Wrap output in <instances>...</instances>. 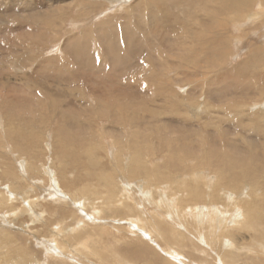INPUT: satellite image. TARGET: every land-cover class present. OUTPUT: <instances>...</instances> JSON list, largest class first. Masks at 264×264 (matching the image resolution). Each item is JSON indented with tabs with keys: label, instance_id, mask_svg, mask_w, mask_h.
Masks as SVG:
<instances>
[{
	"label": "bare ground",
	"instance_id": "bare-ground-1",
	"mask_svg": "<svg viewBox=\"0 0 264 264\" xmlns=\"http://www.w3.org/2000/svg\"><path fill=\"white\" fill-rule=\"evenodd\" d=\"M124 1L126 2L128 0ZM187 1L189 0H152L148 4L147 0H145L144 6L146 10L141 13L135 12L137 13L136 16H134V11L127 12L129 13L128 19H132L127 22L121 21L122 28L121 26L119 27V20H116L114 24L111 21V23L107 22L108 26H111L107 30L109 31L110 29V34H107L108 36H103V32L106 31V28L96 29L97 32H100L99 40L101 44H107L110 48L107 50L106 55L107 60L108 58L110 59L109 63L112 62L110 64V72L105 68V66L108 65V61H103L102 63L101 60L99 62V60L94 57L96 54L92 47L93 40L90 41L89 34L92 35L91 31L94 30L93 27L95 24L90 18L87 23L88 25H91V23L93 24L82 32L83 35H78V33H76L66 42L65 49L67 51L65 52L73 56V58L69 57L74 61V64H72V62L65 63L55 56L40 61V54H35L33 51L31 52L29 50L30 46H33L34 50H42L43 48L38 42L46 41L50 33L54 36L58 34L59 23L62 24L63 21L57 20V22L54 17L55 15H53L55 20H48L49 22H46L47 20H45V18L49 15L47 14L48 11H46L45 13L47 16H43L42 24H40L42 29L34 31V34H32L33 32H28L31 33V36H36L37 40L34 39L31 43L26 42L25 45H22L25 51L21 52V59H29L37 63L39 61V67H36V73L34 74L32 72V75L28 74L29 80L36 79L34 82L41 86L40 80H44L45 74H49L46 78L53 79L56 85L67 81H69L68 84H71L73 81L78 80V82H80L82 79L90 80V78H94L93 82L99 84L103 90L102 94L104 96L110 97V99L113 97L117 101L124 100L129 104H126L127 106H124V109L116 108L112 115L114 116V120L112 119L113 123L117 125L121 123L124 126H130L131 130L128 131H123L117 127L111 130L108 126L101 127L88 122H75V117L71 116L73 114L70 116L63 114V123L67 117L70 118L69 122L66 124L64 123L62 126L67 125L72 127V129L73 127L78 128V131H80L81 128L82 130L84 129L86 132L85 136H87L86 138L91 139L88 140V143L91 141L92 144L94 142V144L99 143L102 145L104 143L103 137L105 138L107 136L108 139L109 133L113 136L121 137L120 142L122 147L127 153H130V156L124 158L121 168H116L115 172L106 174L105 171L96 168L85 174L89 180L99 177L102 181L106 179L112 184L111 194H109L107 200L103 202L100 211L95 213L97 217L88 216V213L96 211L92 209V203L96 200L94 198L98 196H100V198L103 197L102 193L97 191L94 187L90 190H86L84 187L81 188L82 192L88 193L87 198H85L86 201H79L76 192V194H51L53 195V201L51 202L55 207L64 204V211L71 214L74 210L73 216H75V219H82L83 217L85 219L82 225L83 228L87 227L90 229H82L80 225H76L74 219L73 221H65L62 219L61 222L64 223L65 229H61L59 226L54 225V228L56 230L59 229V232H57V234L54 232L55 235L49 237L51 238L50 240H45L46 242L41 244V240L38 239L36 235L34 238L35 242H33L34 244L26 246L21 232H18L14 227L2 224L0 228L7 229L0 232L3 234L0 235V264H89V262L90 264H95L89 260V256L98 258L103 261L104 264H138L139 261H147L148 264H264V227L259 231H256L255 227V224L259 222L264 223V125H258L257 121L254 119L252 121L251 134L249 135V133H246V135H249L246 137V140H250L247 142V145H242L241 143L239 144L227 139V135L209 131V124L212 123L213 119V117H210L208 122L205 123L204 120L200 122L204 126H197V129L205 130L207 135L197 137V135L191 133L192 127L197 124H194V122L189 119L191 117L198 119L204 118L207 109H205L204 104H199L197 101L192 102L194 99L192 94H198V89L192 91L191 96L189 95V97L187 96L186 98L183 97L184 94L182 93L183 91L186 92L187 89L192 90L195 87L206 86L205 83L196 82V78L198 77V79L201 80L200 76H206V74L211 72L210 69L217 66L219 67L218 73L209 77V79H212L209 85L211 86L210 92L212 95L208 93L206 97L212 102L207 103L208 108L212 107V103L215 99L219 98V102H223L236 96H241L244 101L242 106L245 105L243 107H246L249 103L253 104L255 97L264 95V81L262 82L264 74L260 73L261 69L264 68V0L260 1L256 8H253L255 0H198L196 2L198 3L197 5L185 4ZM85 3L87 4V2H83V5ZM83 5L80 7L82 10L81 17H83V11H86ZM140 6L139 4V7ZM62 7L64 6L57 3L53 6L52 10L59 13L62 9L66 10L64 8L67 6L64 8ZM36 12H38V10ZM131 13H134V17L130 15ZM226 15L229 16L225 17ZM189 18H193L196 21L197 24L195 27H192L191 21L188 20ZM84 19L81 18V21ZM108 19L110 20V17ZM237 20L239 22L238 28H240V34L243 36V39L245 33L248 34L246 37L247 41L242 40V43L239 42L240 44L236 45L239 49L237 54L244 57L245 55L251 56V51L253 54V57L251 56L250 59L247 58L248 60L246 59L240 63V74L232 65L225 66V64H223L228 58L229 50H231V48L228 47L230 41H232L230 25L234 21L233 25H236ZM102 24H105V22ZM9 25V23L6 25V30L5 28L3 29V31L5 30L4 33L6 36L7 32L11 30ZM106 26L107 25H105V27ZM221 26H226L227 29L223 31L224 27L219 28ZM49 29L53 31L48 32ZM19 30L21 29L19 28L18 31ZM24 31L25 29L18 32V34L23 35ZM92 32L95 33L94 31ZM94 47L98 49L96 45ZM158 48L164 49L163 52L166 57H168L165 59L168 65L165 64L162 66L165 70L160 69L157 71L159 74L158 81L154 79L155 75H149L146 79H150L151 82H146V84L136 79V83L132 84L130 87H128V85L123 86L118 82L116 78H119L120 75H124L125 69H132V75H135V77L139 76L138 70L141 68V64L138 63V61L140 60H137L135 62L136 64H132L131 62L129 63L130 57H135L137 53L148 51L147 55L149 56V60L150 58L154 59V52L158 54ZM82 53L84 55L81 56ZM179 53L182 55L178 56L177 54ZM158 55L157 58L159 57ZM171 56L173 57L172 59ZM21 59L19 57V60ZM169 70L174 71L177 77L172 79L166 76ZM163 75H165L164 78H162ZM37 78L40 79L38 80ZM135 80H133V82H135ZM176 82L180 84L179 86L187 85L188 88L183 89L179 87L180 91L178 90V92L181 94L173 95L170 86L173 84L176 85ZM150 94L149 100L143 102L144 96H149ZM158 95H161L162 104H152V106H150V104L154 102V100H152L153 97H158ZM144 104L147 108L141 107ZM69 105L70 104H67L65 107ZM73 106L75 107V105ZM73 106H71L72 109H74ZM242 106H240L238 110ZM255 106L260 107L261 110L257 113H260V115L264 117V112H262L264 111L263 101ZM68 110H70V108H68ZM215 112L217 111L213 110L211 113ZM241 112L243 113L244 111ZM110 114L111 112L108 110L106 117H110ZM219 118H221L220 115ZM62 126L61 129L63 128ZM186 126H189L190 137H184L187 135H177L175 138L172 137L176 133H185L187 129ZM82 130L81 133L83 132ZM121 133H124V135ZM211 139L214 140L213 142L220 141V144H229L238 151L239 148H241L247 155L246 159H233L229 157L225 151L215 148ZM210 141L211 144L208 146L209 149L206 150L207 144H209ZM88 143L86 142V145ZM151 143L158 145V152L164 151L163 157L166 158L176 155L179 147H181V151L185 153V149L190 150L195 146L196 150L202 152L205 157L211 156L215 159L209 160L208 158V161L213 165L215 171L219 172V179L224 180L225 185L237 188L247 181L250 182L253 188H259L263 192V196L248 194L249 198H247V196L240 198L237 202L238 207H242V209H240L237 214L235 213L236 216L235 214L226 215L221 209H216L214 204L215 202L225 203L230 197L227 196L228 198H226L225 193H214L212 186L209 185L207 180L200 184V179L194 177L189 184L180 183L186 192L185 197L181 199L177 198L170 201L171 199L168 196L163 197L162 193L153 190L151 200L156 208L153 212L146 211L145 208H147V204H145L140 197L137 200L139 208L143 207V211L140 212L137 210V207L129 201L138 188L135 181L133 182V179H137L140 175L144 174L149 184H155L156 182L164 184L166 183L164 181L166 174L172 175L171 180L176 179L177 174L173 175L167 171L170 167L175 169V171H182L179 164H171V162H168L162 168L156 165L154 170L150 169L146 165L147 159L144 157L152 153ZM165 148L169 150L165 151ZM81 149L83 148L81 147ZM130 150L133 154H131ZM83 152L82 154L88 152V155L82 156L83 164L85 165L86 162L89 161L91 164L90 167H92L95 164L94 158L96 157L90 156V151L86 150ZM256 152H262V162L260 163L251 159ZM185 155L186 157L188 156L187 154ZM77 156L78 155H74V158ZM102 158L101 156L99 160H101L103 164ZM17 163L19 167H21L19 168L22 173L21 175L25 177L28 183L33 184L37 190H47L49 184H53L52 188L55 187V177L58 171L54 170V166H45L40 169L36 164L31 162L26 163L23 159H19ZM161 170H165V175H163ZM60 172H62V176H68L66 174V168ZM8 177L10 180V178H12V173L9 174ZM119 177H123V179L118 181ZM15 179L17 178L15 177ZM86 180L87 179H83V181ZM103 186L105 187L106 184ZM205 186L207 187L206 189H208V193L203 189ZM129 188H132L131 192L128 190ZM14 190L15 192L10 190L13 195L12 199H10V203L14 205L18 202H24L25 205L18 209L15 208V211L11 213L12 220H10V222H13L16 218H33L32 214H34L35 208L41 206L40 200H35V198L30 195L33 190L23 194L18 192V189L14 188ZM118 196H120L119 199H116ZM6 198L7 197L3 196V199ZM78 202L79 205L77 204ZM72 204L76 209L72 208ZM194 204L200 205L196 206L194 209H189V206ZM0 206L6 207L7 205H4L0 200ZM69 206L71 208H68ZM55 214L58 213L56 212ZM121 214L133 216L140 214L141 218L138 225L133 224L128 226L129 229H133V234L135 233L137 234L136 236L139 237L138 233H140V236L143 238H134V241L138 243L137 247L139 250L134 249L135 247L133 246L132 248H128L113 241L116 237L105 240V234L101 235L102 225L92 226L91 222H89L98 218L104 220L107 219L106 217L108 216L116 217ZM162 214L164 216H169L171 223L175 226L170 227V225L163 220L165 217H161ZM239 214L245 216L246 221L243 222L242 226L229 228L226 232L225 229L227 227L224 229V226L228 222L231 223L233 220L235 222L237 221V223L241 222L238 218ZM149 216H152V218L153 216H158L159 219H162L161 224L156 223L158 229L155 231L154 229L148 230V227H144L149 232L150 236L144 235L142 228H140L146 225V218ZM40 219L41 218L38 220ZM55 219H57V216ZM113 221L114 220L111 222ZM35 222H37L36 219L32 221V223ZM113 224L115 226L111 223H107L109 227L126 232L125 225H118L116 222ZM249 226L253 233H251ZM180 229H185V231ZM50 231H52V229ZM84 234H86L85 241L81 242L80 238ZM110 234H112V232H110ZM160 234L168 239L166 244L177 256L175 259L176 261L169 260L170 258L165 256V262H160L161 257L163 258L162 251L158 248L155 238ZM250 234L251 240H255L256 244L254 241L253 244L251 241V245H249L248 242H242V244L238 242L239 235L246 237ZM97 236L99 237V241L96 239ZM223 238H230L235 243V246L227 249L221 242ZM177 246L179 249H172ZM150 257H152V259H150Z\"/></svg>",
	"mask_w": 264,
	"mask_h": 264
},
{
	"label": "rangeland",
	"instance_id": "rangeland-1",
	"mask_svg": "<svg viewBox=\"0 0 264 264\" xmlns=\"http://www.w3.org/2000/svg\"><path fill=\"white\" fill-rule=\"evenodd\" d=\"M144 1L145 0H128L126 2L124 0H0V200L3 202L4 205H7L6 207L0 206V225L5 224L11 226L16 228L18 232H21L22 236L24 237L23 241L26 243V246L34 244L33 242H35L34 238L36 235L38 236V239L41 240V244H44L46 242L45 240H50L51 238L49 237L59 232V229L56 230L54 228V225L59 226V228L61 229H65L66 227H64V223L61 222L62 219L65 221H73L74 219V221H76V225H80L82 229H90L87 227L83 228L82 225L85 222V219L83 217L82 219H75V216H73L75 212L74 210L71 214L69 212L64 211V204H61L59 207H55L51 202L53 201V195L51 194L77 193L79 201H86L85 198H87L88 193L82 192L81 188L84 187L86 190H90L92 187H94L103 195L102 198H100V196L94 198L96 200L92 203V209H95L96 211L88 213V216H96L95 213L100 211V207L102 208L103 202H105L109 194H111L112 184L106 179L105 181H102L99 177L89 180L85 174L87 172H91L93 169L96 168L105 171L106 174H109L110 172H115L116 168H121L122 161L124 162V158L130 156V153H127V151H125L122 147V144L120 142L121 137H116L109 133L108 139L107 136L105 138L103 137L104 143L102 145L99 143L94 144V142L92 144L91 141H89L91 143L90 144L88 143V140L91 139L86 138L87 136H85L86 132L84 131V129L82 130L81 128V130L83 131L81 133V130L78 131V128L73 127L72 129V127H69L67 125L62 126L64 125V123H68L70 118L67 117L64 120L65 122L63 123V114L67 116L73 114L71 116L75 117V122H88L101 127L108 126L111 130L116 127L120 128L123 131L131 130L130 126H124L121 123H118V125L113 123L114 116H112L116 108L124 109V106L126 107L127 105H129L127 104V101H117L113 97H111L110 99V97L104 96L102 94L103 90L99 86V84L93 82L94 78H90L91 81L87 79H82L80 82H78L77 80L73 81V83L71 84H68L69 81H67L56 85L53 79L46 78L49 74H45V81H42V79L40 80L41 86L34 82V80L36 79L29 80L28 74L32 75V72L34 74L36 73V67H39V61L37 63L36 61L33 62L29 59H21V52L25 51V48L22 45H25L26 42L31 43L34 39L37 40L36 36H31V33L28 32H33L32 34H34V31H39L42 29L40 24H42L43 16L46 15V11H48L47 14H49L48 17L45 18V20H47L46 22H49L48 20H55V18L56 21H63V25L59 23L58 34L54 36L52 33H50L47 38L48 41L46 39V41L38 42L39 44H41L43 48H41L42 50H34L33 46H30L29 50L31 52L33 51V53L35 54H40V61H44L55 56L58 57L60 60L64 61L65 63L72 62V64H74V61H72L70 58H73V56L65 52L67 51L65 49L66 42L68 39H70V37L74 36L76 33H78V35H83L82 32L88 26H91L94 23L95 28L93 27L94 30L92 31H94L95 33L91 31L92 35L89 34L90 41L93 40L92 47L93 50H95L94 53L96 54V56H92L99 60V62L101 60L102 63L103 61H108V65H106L105 68L110 72V64L112 62L109 63L110 59L108 58L107 60L106 58L107 50L110 48L107 44H101V41L99 40L100 32H97L96 29H102L103 27V29L106 28V33L103 32V36H108L110 34V29L109 31L107 30L111 26H108L107 22L109 23L111 21L114 24L116 20H119V27L121 26L122 28L121 21L127 22L132 19L130 18V16V19H128L129 13L127 12L134 11V13H141L142 11L146 10V7L144 6ZM151 1L152 0H147L148 4ZM197 1L198 0H189L185 4L197 5ZM260 1L262 0H255L253 8L258 7ZM48 2L51 4V7ZM83 2H87L88 5L86 3L83 5ZM57 3H60V5L64 7L67 6L66 8L62 7L66 10L62 9L59 13L53 11L52 8ZM139 4L141 5L140 7ZM82 5L85 6L86 9V11H83V17H81L82 10L80 8ZM128 6H130L131 8ZM37 10L38 12H36ZM101 11L102 13L104 11V13L102 14ZM55 13H57L58 15ZM134 13H131L130 15H132V17L136 16L137 13H135V15ZM53 15H55V18L53 17ZM227 16L229 15H226L225 17ZM109 17L110 20L108 19ZM81 18L85 19L81 21ZM89 18L93 22L91 23V25H88L87 23ZM188 20L191 21L192 27H195V25L197 24L196 21L193 18H189ZM101 22H105V24H102ZM234 22H232L230 25L232 41H230L228 47H230L231 50H229L228 58L223 64H225V66L232 65V67L234 69H237L240 74V63L246 60L247 58L250 59L253 54L252 51L250 52L251 56L245 55L244 57L239 56L237 54L239 52V49L236 45L242 43V40L247 41L246 37L248 34L245 33L243 39V36H241L240 34V28H238V20L236 22V25H233ZM8 23L11 25H9V28H11V30L7 32L6 36L4 31L6 30L5 27ZM105 25H107L108 27H105ZM4 28L5 30L3 31ZM19 28L21 30L25 29L23 35L18 34V32L21 31H18ZM219 28H223V31L227 29L226 26H221ZM52 31L50 29L48 30V32ZM95 45L98 47V49L94 47ZM163 50L164 49L162 48H158L157 52L159 55L154 52V55L156 57L154 56V59L150 58V60L148 58L149 56L147 55L148 51L142 52L143 54L137 53L135 57H130L129 63L131 62L132 64H136L135 62L137 60H140L138 61V63L141 64V68L138 70L139 76L135 77V75H132V69H125L124 75H120L119 78L116 79L120 84H122L123 86L128 85V87L136 83V80L143 81L144 84H146V82H151L150 79H146L149 75H155L154 79L158 81L159 74L157 71H159L160 69H164L162 67L163 65H168V62L165 60L168 57H166ZM82 55L84 54L82 53L81 56ZM157 55L159 56L158 58ZM177 55L181 56L182 54L179 53ZM19 57L21 60H19ZM172 58L173 57L171 56V59ZM218 68L219 67L216 66L210 69L211 72L209 74H206V76H200L201 80H199L198 77L196 78V82L205 83L206 86H199L198 88L195 87L192 90L187 89L188 93L187 90L186 92H182L185 95H183V97L186 98L187 96L189 97V95L191 96L192 91L198 89V94H192L194 96L192 102L197 101L199 102V104H204L205 109H207L205 116L207 114L208 115L206 117L204 116V118L202 117L200 119L191 117L189 119L194 122V124H197L192 127L191 133L197 135V137L207 135L205 130H199L197 129V126H204L200 122L204 120V122L206 123L208 122V119L210 117H213L212 123L209 124V131L213 133H222L223 135H227V139H230L239 144L241 143L242 145H247V142L250 139L246 140V137L251 134L253 124L252 121L255 119L258 125H264V117L260 115V113H257L260 112L261 109L260 107L255 106L261 103L262 101L264 103V95L260 97H255V99L253 97V99L255 100H253V104L249 103L246 107H243L245 105L242 106L244 101L241 96H236L234 98L227 99L223 102H219V98L215 99L212 103V107L208 108L207 103L212 102L206 97L208 93L211 94V86L209 85L212 79H209V77L214 76L216 73H218ZM260 73L264 74V68L261 69ZM164 76L165 75H163L162 78H164ZM166 76H169L170 78L174 79L177 77V74L174 71L169 70V73H167ZM40 78L37 79L39 80ZM133 80H135V82H133ZM263 81L264 78H262V82ZM179 85L180 84L176 82V85L173 84L172 86H170V90L173 92V95L181 94L178 92L179 87H182L183 89L188 88L187 85H185L186 87ZM150 96L151 94L149 96L145 95L144 100L142 101L145 102L149 100ZM152 100H154V102L151 103L150 106H152V104H162L161 95H158V97H153ZM67 104L70 105L68 107H65ZM73 105H75V107ZM71 106H73L74 109H72ZM110 106L112 109L110 108ZM240 106L242 107L238 110ZM141 107H146V105L144 104ZM68 108H70V110H68ZM108 110H110L111 112L110 117H106V114H108ZM213 110L217 112L211 113ZM241 111L244 112L242 113ZM219 115L221 118H219ZM61 126L64 129H61ZM186 127L187 129L185 133H176L172 137L175 138L177 135H187L184 137H190L188 129L189 126ZM246 133H249V135H246ZM121 134L124 135V133ZM81 139L85 141H82ZM211 141L215 148L225 151L227 155L233 159H246L247 157V155L243 152L241 148H239L238 151L235 150L229 144H220V141L213 142V139H211ZM211 141L209 144H207L206 150L209 149L208 146L211 144ZM86 142L88 143L87 145ZM151 144L152 153L147 154V157H144L145 159H147L146 165L150 169L154 170L156 165H159L160 168H162L168 162H171V164H179L182 168V171H175V169L170 167V169L167 171L173 175L177 174L176 179L171 180L172 175H165V170H161L163 175H165L164 181L166 183L164 184H160V182H156L155 184H149L148 179L147 177H145L144 174L140 175L137 179H133V182L135 181V184H137L138 188L135 191L136 193L134 194L132 199H129V201L132 202L137 207V210L140 212L143 211V207L139 208V204L137 203V200L140 197L143 199V202L147 204V208H145L146 211L153 212L156 209L152 204L151 200L153 190H157L159 193H162L163 197L168 196L171 199L170 201H173L177 198L181 199L182 197H185L186 192L185 189H183V186L180 185V183L189 184L191 179L194 177H198L200 179V184L207 180L209 182V185L212 186L214 193H225L226 198H228L227 196L230 197L225 203L215 202L214 204L216 206V209H221V211L226 215H234L235 213L237 214V212L242 209V207H238L237 202L238 200H240V198L244 196H247V198H249L248 194H258V196H263V192L259 188H253L250 182L247 181L237 188L225 185L224 180L219 179V172L215 171L213 165H211L208 161V158L209 160L215 159L211 156L205 157L202 152L196 150L195 146L193 147V149L190 150L185 149V153L182 152L181 147H179L178 153L176 155H172L170 158H166L163 157L164 151L158 152V145H155L154 143ZM81 147L83 149H81ZM86 150L90 151V156L96 157L94 158L95 164L92 167H90L91 164L89 161L86 162L85 165L83 164L82 156L88 155V152H86L85 154L82 153H84L83 151ZM168 150V148H165V151ZM130 152L131 154H133L131 150ZM261 153L262 152L254 153L251 159L259 163L262 162ZM185 154H187L188 156L186 157ZM74 155L78 156L74 158ZM101 156L103 157V164L101 160H99ZM19 159H23L26 163H34L39 166L40 169L44 168L45 166H54V170L58 171L55 177V187L52 188L53 184H49L47 190H37L33 186V184L28 183V181L25 180V177L21 175L22 173L19 169L21 167H19V164L17 163ZM4 167L7 169H5ZM64 168L67 169L66 174L68 176L61 175L62 172L60 171ZM11 173L12 178H10L9 180L8 176ZM15 177L17 179H15ZM83 179L87 180L83 181ZM121 179H123V177H119L118 181H120ZM104 184H106L105 187L103 186ZM14 188L18 189V192L22 194L33 190L30 195L34 197L35 200H40L41 206L39 208H35V212L34 214H32L33 218H16L13 222H10V220H12L11 213L15 211V208L18 209L25 205L24 202H18L14 205L10 203V199H12L13 197L11 191L15 192ZM206 188V186L203 187L204 191L208 193V189ZM128 190L131 192L132 188H129ZM3 196L7 198L3 199ZM119 197L120 196H118L116 199H119ZM77 204L79 205V202ZM199 205L200 204L190 205L189 209H194L196 206ZM68 208L71 207L69 206ZM72 208L76 209L73 204ZM56 212L58 214H55ZM56 216L57 219H55ZM163 216L164 215L162 214L161 217L163 218ZM164 217L165 219L163 218V220L166 221L170 225V227L175 226L173 223H171L169 216L166 215ZM39 218L41 219L38 220ZM106 218L107 219L104 220L98 218L89 222H91L92 226L102 225L103 228H101V235L105 234V240L111 237H116L113 241L118 242L119 244L124 245L128 248H132L133 246L135 247L134 249L139 250V248L137 247L138 243L134 241V238H142V236H140V233H138L139 237H137V234H133V229H129L128 226L133 224L138 225L141 218L140 214L136 216L129 214H121L116 217L108 216ZM238 218L241 222L237 223V221L235 222L233 220L231 223L228 222L224 226V229L225 227H227L225 229L226 232L229 228L235 226H242L243 222L246 221V217L243 215L239 214ZM34 219H36L37 222L32 223ZM112 220L114 221L111 222ZM114 222L118 223V225H125L126 232L122 230L118 231L115 228L109 227L107 225V223H111L113 226H115L113 224ZM156 223L161 224L162 219H159L158 216H153V218L152 216L147 217L146 225L140 227L142 228L144 235L146 234L150 236L149 232L144 227H148V230L154 229L155 231L158 229V225ZM255 227L256 231H259L264 227V223L259 222L255 224ZM5 229L7 228H0V232H3ZM51 229L52 231H50ZM249 229L251 231L250 226ZM180 230L185 231V229ZM110 232H112V234H110ZM251 233H253V231H251ZM0 235L3 234L0 233ZM85 236L86 234H84L80 238L81 242L85 241ZM155 238L156 243L158 244V248L162 251L163 258L161 257L160 262H165V256L167 258H170L169 260H175L177 256L174 254L173 250H171L166 244V241L168 239L164 238L161 234ZM96 239L99 241L98 236L96 237ZM251 241V234L246 237H243L241 235L238 236V242L241 244L242 242H248L249 245H251ZM253 241L255 243V240ZM221 242L225 247H227V249L233 248L235 246V243L230 238H223L221 239ZM172 249L179 248L177 246L173 247ZM150 259H152V257H150ZM89 260L94 262L95 264H104L103 261L95 257L89 256ZM138 264H148V262L139 261Z\"/></svg>",
	"mask_w": 264,
	"mask_h": 264
}]
</instances>
